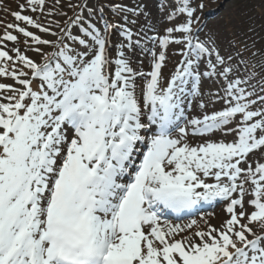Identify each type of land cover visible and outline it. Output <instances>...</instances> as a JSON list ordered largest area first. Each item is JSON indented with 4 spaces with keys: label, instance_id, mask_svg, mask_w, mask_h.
I'll use <instances>...</instances> for the list:
<instances>
[{
    "label": "snow or ice",
    "instance_id": "6c2138e0",
    "mask_svg": "<svg viewBox=\"0 0 264 264\" xmlns=\"http://www.w3.org/2000/svg\"><path fill=\"white\" fill-rule=\"evenodd\" d=\"M169 2L0 0V264H264V72Z\"/></svg>",
    "mask_w": 264,
    "mask_h": 264
},
{
    "label": "rangeland",
    "instance_id": "374dc122",
    "mask_svg": "<svg viewBox=\"0 0 264 264\" xmlns=\"http://www.w3.org/2000/svg\"><path fill=\"white\" fill-rule=\"evenodd\" d=\"M11 7L13 10H16V2L17 0H9ZM19 2H23V0H19ZM68 0H62L61 5H56V9L62 10L67 13V16L60 15H52L48 16L47 14L41 15L39 13L32 14L39 17V20L45 26H50L52 31L59 32V28L56 27L54 23H50L55 20L60 21L59 27H64V21L68 19V17H73L74 12L80 11L79 9H70L67 5ZM87 3V5L93 9H98L101 6H104L110 2V0H71L72 4H81ZM111 2L123 3L128 7H140L143 10V13L148 14V17L152 21H157L162 13L160 11V7L162 3L168 4V7H171V3L169 0H111ZM197 3H202L204 8L198 14L201 17V21H203L204 15L213 11L216 12L212 18H206L205 26H203V31L201 32V38H204V34L208 33L213 35L216 39L217 45L220 48L222 55H235L237 52L242 53V57L244 60H247L249 56L247 70L250 71V67H254V69H264L261 68V64L264 63V55L260 53H264V0H197ZM54 4V0H48V5L52 6ZM103 15L109 21L119 20L120 17H113L109 8L105 7ZM84 16L87 17V9L84 10ZM100 14L97 12L95 14V19L99 20ZM136 19L140 24L144 23L145 16L141 14L139 17L133 16L129 14V20ZM0 20H3L5 23L14 22L11 16H6L3 12H0ZM241 22L242 26H237V23ZM247 25V26H246ZM244 27V29H243ZM33 31H37L32 29ZM135 30V29H134ZM78 30L73 29V32L76 33ZM3 32V26L0 25V33ZM43 36V38L55 40L56 37L51 35H46L42 33H38ZM251 42H259L257 45H253L251 49H258L256 56L247 55L244 56V51H240L239 47L247 48L246 46H250ZM9 47H12V43L8 42ZM23 47V45H21ZM45 52H51L54 49L48 46H42ZM253 51V50H251ZM28 55L34 56L35 54L32 52H28ZM38 58V57H37ZM237 60L240 57H235ZM144 60V70H148V60L150 57H141ZM179 56H175L173 60H179ZM252 64V65H251ZM249 65H251L249 67ZM173 64H169L168 70L173 68ZM259 67V68H258ZM243 72V68L241 69ZM252 71V69H251ZM11 83V81H4ZM219 80L213 82L211 80L204 81L203 87L205 91L211 90L216 91L219 88ZM221 107L220 104H216L214 106H210L207 110L209 112L213 110H218ZM217 137H220V133L216 134ZM231 137H229L230 139ZM223 210L222 204H217L215 207H211L208 211H202V213L213 212L216 217L213 221V224H219L223 219L218 212V210ZM198 218V217H196ZM179 222V221H174ZM186 222V221H185Z\"/></svg>",
    "mask_w": 264,
    "mask_h": 264
},
{
    "label": "bare ground",
    "instance_id": "6f19581e",
    "mask_svg": "<svg viewBox=\"0 0 264 264\" xmlns=\"http://www.w3.org/2000/svg\"><path fill=\"white\" fill-rule=\"evenodd\" d=\"M218 212H219V214H220V216L222 217V218H225V217H227V214L223 211V210H221V209H219L218 210ZM215 217H216V215L214 214V216L213 217H210V219H211V222L213 223V221H214V219H215Z\"/></svg>",
    "mask_w": 264,
    "mask_h": 264
},
{
    "label": "trees",
    "instance_id": "16d2710c",
    "mask_svg": "<svg viewBox=\"0 0 264 264\" xmlns=\"http://www.w3.org/2000/svg\"><path fill=\"white\" fill-rule=\"evenodd\" d=\"M241 22H242V21H239V22L237 23V26H239V27L242 26V25H241Z\"/></svg>",
    "mask_w": 264,
    "mask_h": 264
}]
</instances>
